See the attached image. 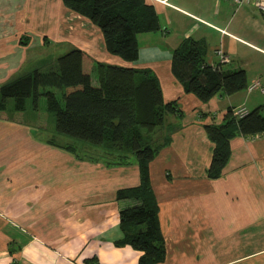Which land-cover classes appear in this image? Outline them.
<instances>
[{"label": "crops", "instance_id": "0c3cea01", "mask_svg": "<svg viewBox=\"0 0 264 264\" xmlns=\"http://www.w3.org/2000/svg\"><path fill=\"white\" fill-rule=\"evenodd\" d=\"M147 1L162 28L140 34L139 58L126 61L63 0H0V86L76 47L96 61L152 69L164 100H177L183 112L168 116L172 139L150 164L166 241L158 264H264V135H235L222 174L211 178L214 143L204 127L221 123L230 107L263 105L264 93L244 89L202 101L172 73L174 48L195 37L207 43L209 64L221 62L222 48L248 83L264 84V14L218 0ZM38 122L0 112V264H139L142 251L115 244L124 236L120 210L137 202L117 192L140 184L138 163L81 159L38 135Z\"/></svg>", "mask_w": 264, "mask_h": 264}, {"label": "trees", "instance_id": "16d2710c", "mask_svg": "<svg viewBox=\"0 0 264 264\" xmlns=\"http://www.w3.org/2000/svg\"><path fill=\"white\" fill-rule=\"evenodd\" d=\"M66 7L87 17L103 34L107 50L126 61L139 58V35L160 30L156 7L147 0H63ZM208 45L203 39L185 37L172 53V73L187 93L202 101L231 95L249 85L246 70L227 63L207 62ZM96 72L97 83L93 82ZM47 99L54 112L56 131L74 142L58 144L79 158L102 159L108 164L130 163L140 168L136 187L118 190L117 199H134L123 207L120 226L124 232L117 246L131 245L142 251L139 264H158L166 258V241L159 220L150 164L171 141L174 125L169 115L183 116L178 101H165L160 80L150 68H135L96 61L86 51L72 48L58 56L48 70L24 73L0 86V112L6 113L9 98L15 99V113L26 110V100ZM230 107L221 123L205 124L214 143L208 176L218 178L227 165L237 134L248 137L264 133V104L242 118ZM82 145L90 146L85 149ZM93 148V150H92ZM101 151V152H100Z\"/></svg>", "mask_w": 264, "mask_h": 264}, {"label": "rangeland", "instance_id": "374dc122", "mask_svg": "<svg viewBox=\"0 0 264 264\" xmlns=\"http://www.w3.org/2000/svg\"><path fill=\"white\" fill-rule=\"evenodd\" d=\"M239 46V52L244 54H248L249 49L244 44H238ZM245 51V52H243ZM250 55L252 54L250 50ZM55 61V60H54ZM53 61V62H54ZM236 62V61H235ZM43 64V63H42ZM41 64V65H42ZM40 65V66H41ZM39 66V64L37 65ZM52 66H54V63L47 62L44 64L41 69L48 70L51 69ZM93 79L97 82V75L96 73L93 74ZM7 112H13L15 110V99L9 98L6 104ZM25 119L28 120H34L35 118L39 120L38 122V129H41V131L38 133V135H42L44 138H49L50 142L54 141L58 144H63L65 142L72 143L74 140L72 138H69L65 135L59 134L56 131V117L54 112L47 110V99L44 95H41L38 98V109L34 107V97L30 96L26 100V110L24 112ZM41 123V124H40ZM48 140V142H49Z\"/></svg>", "mask_w": 264, "mask_h": 264}, {"label": "built area", "instance_id": "2783aa9c", "mask_svg": "<svg viewBox=\"0 0 264 264\" xmlns=\"http://www.w3.org/2000/svg\"><path fill=\"white\" fill-rule=\"evenodd\" d=\"M218 1L228 2L234 5L236 8H239L244 5H252L264 14V0H218ZM217 53L220 56L221 62L229 63L231 61L230 55L226 53L222 48H217ZM246 89L248 92L259 90L262 93H264V84L259 79H256L253 82L249 83ZM232 112L233 115L236 116L237 118H242L249 113V109L245 106H238V107H233Z\"/></svg>", "mask_w": 264, "mask_h": 264}]
</instances>
